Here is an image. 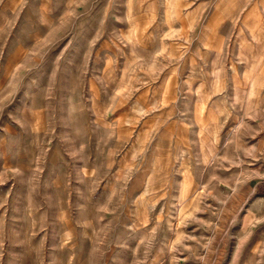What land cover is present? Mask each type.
Masks as SVG:
<instances>
[{"label":"rangeland","instance_id":"374dc122","mask_svg":"<svg viewBox=\"0 0 264 264\" xmlns=\"http://www.w3.org/2000/svg\"><path fill=\"white\" fill-rule=\"evenodd\" d=\"M258 32L264 0H0V264H264Z\"/></svg>","mask_w":264,"mask_h":264},{"label":"bare ground","instance_id":"6f19581e","mask_svg":"<svg viewBox=\"0 0 264 264\" xmlns=\"http://www.w3.org/2000/svg\"><path fill=\"white\" fill-rule=\"evenodd\" d=\"M254 22H257V21H254ZM257 24V23H256ZM255 28H256V30L259 28V26L258 25H255L254 26ZM256 39H257V42H258V45H257V50H253V46L252 45H249V47H248V51L251 53V60H252V62H255V61H257V66H256V68L254 67L251 71V74L249 75V77H248V81H247V84H248V100L250 99V97L252 96V95H254V93H256V91L258 90L257 89V85H258V82H260L259 81V79H260V77H261V74H259L260 72H258L259 70H257V67L260 65V61L262 60V58H263V60H264V55L262 56V58H261V60L259 59V60H257V58L255 57L256 56V53H257V51H261L262 49H263V51H264V34L263 33H257L256 35ZM255 43V42H254ZM246 53H248V52H246ZM248 56H249V54H247ZM250 57V56H249ZM249 61V60H248ZM250 62V61H249ZM249 64V63H248ZM256 64V63H255ZM236 66L237 65H235V64H233V67H232V71H233V74L235 73V75L237 74V68H236ZM263 70H264V64H263ZM237 76V75H236ZM161 100V99H160ZM156 101H158V100H156ZM155 104V103H154ZM248 104V103H247ZM203 105V104H202ZM203 108V107H202ZM204 108H206L205 107V104H204ZM198 109V108H197ZM198 112H200L199 110H198ZM203 117V116H202ZM205 117V116H204ZM204 117H203V119H204ZM200 118H201V116H200ZM202 119V118H201ZM203 121V120H202ZM241 120H239L238 122H236V128H238L239 127V125L241 124ZM201 125H202V123H201ZM204 128H206V125L204 124V127H203V130H204ZM233 129V128H232ZM232 129H230L229 130V132H228V135H229V133L232 131ZM203 134H204V136L205 137H207V135H206V132L204 133V131H203ZM145 138V136H144V134H142V133H140L138 136H137V142H140L142 139H144ZM208 138V137H207ZM207 138H205V139H207ZM180 152V151H179ZM145 193L146 192H148V191H150V185L148 184L147 186H146V188H145ZM140 202L143 204V205H149V199L147 198V196L146 195H143L141 198H140ZM253 219V215H252V213H249V212H247V214L245 215V217H244V224H246V223H249V221H251ZM251 259H252V257H251Z\"/></svg>","mask_w":264,"mask_h":264},{"label":"crops","instance_id":"0c3cea01","mask_svg":"<svg viewBox=\"0 0 264 264\" xmlns=\"http://www.w3.org/2000/svg\"><path fill=\"white\" fill-rule=\"evenodd\" d=\"M173 1L174 0H169V2L171 3V4H173ZM237 6H240V4H238ZM242 32H244L243 30H242ZM240 33H241V30H240ZM239 37L241 38V39H243V38H246V36H245V34H239ZM221 39H223V37H222V35H220V37H219V40H221ZM206 42H207V44H205V46H209L210 45V42L208 41V40H206ZM242 48V47H241ZM242 49H244V46H243V48ZM259 68H257V70H258ZM205 84L204 83H202V86L203 87H205L204 86ZM203 94H205V95H207V99H206V102H208V99L210 98V95H211V93H209V91H203L202 92ZM209 96V97H208ZM202 97V96H201ZM202 99H203V97H202ZM211 99H212V97H211ZM244 99H248V97H245ZM245 101H247V100H245ZM203 102H205V100H203ZM211 108L213 109V111H214V109H216V111H214L215 112V114H216V116L220 119V114H222V113H224L222 110H221V108L219 107V104L218 103H216L215 102V104L213 105H211ZM220 110V111H219ZM214 134L216 135L215 137H216V139H218V137H219V135L217 134V132H215L214 131ZM263 186V185H262ZM261 187V186H260ZM264 187V186H263ZM260 194V199H262L263 201H264V193H259Z\"/></svg>","mask_w":264,"mask_h":264}]
</instances>
